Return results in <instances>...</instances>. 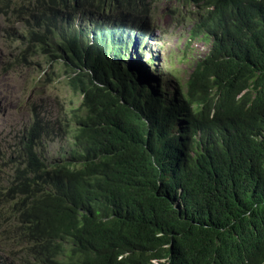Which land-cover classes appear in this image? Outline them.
Instances as JSON below:
<instances>
[{
    "label": "trees",
    "instance_id": "obj_1",
    "mask_svg": "<svg viewBox=\"0 0 264 264\" xmlns=\"http://www.w3.org/2000/svg\"><path fill=\"white\" fill-rule=\"evenodd\" d=\"M131 1L0 0V43L62 62L81 96L0 144V264H264V0L194 14L211 44L187 81L192 122L194 104L213 113L200 136L178 127L179 96L122 63L131 36L76 21L143 19Z\"/></svg>",
    "mask_w": 264,
    "mask_h": 264
},
{
    "label": "rangeland",
    "instance_id": "obj_2",
    "mask_svg": "<svg viewBox=\"0 0 264 264\" xmlns=\"http://www.w3.org/2000/svg\"><path fill=\"white\" fill-rule=\"evenodd\" d=\"M148 8V21L147 17L140 20V24L145 25L142 27L148 38H144L140 30V34L132 35L133 41L129 45L131 54L125 56L126 62L136 60L142 63L141 66L147 71L145 75L147 83L152 81L161 90L179 95L181 98L179 105H182L183 113L187 114L189 77L182 71L192 72L195 63L208 52L210 43L203 36L192 35L196 29V17L190 13L194 6L188 1L158 0L154 5H148ZM101 17L104 16L97 14L94 22L89 21V17L79 19L87 28L90 27L92 30L105 28V31L109 32ZM18 25L16 23L14 27ZM133 25L124 19L116 33L121 35L124 26L131 28ZM5 28L8 30L10 26L2 15L0 42ZM4 41L7 47L0 43V144L12 139L18 131L25 128L33 113L38 112L48 120L55 121L59 113L69 114L81 101V96L76 95L67 83L68 74L62 62L38 54L29 56L26 60H17L15 55L20 49L16 47L24 45L15 42L10 46L9 41L5 39ZM124 41L122 35L123 48ZM180 63L181 68L178 66ZM184 119L186 123L180 122L178 125L192 126L189 117ZM203 121L202 118L199 119L200 124ZM197 128L199 129L198 125ZM198 131L200 133L203 130Z\"/></svg>",
    "mask_w": 264,
    "mask_h": 264
},
{
    "label": "clouds",
    "instance_id": "obj_3",
    "mask_svg": "<svg viewBox=\"0 0 264 264\" xmlns=\"http://www.w3.org/2000/svg\"><path fill=\"white\" fill-rule=\"evenodd\" d=\"M140 2H142L143 4H141V6H140V9H141V13L143 12V19H140V18H137L136 20H128L129 22H132L134 25H133V27H128V26H126L127 28H125L124 29V32H122L123 34H118V33H116L117 35H119L120 37H122V35H123V38H127V34L129 35V36H131L132 37V35L134 34V32H135V36L137 35V34H140V31L141 32H143V35H144V33H146V31H144V29H143V27L145 26V25H143V24H140V22L142 21V20H144L146 17H147V21H148V5H154L158 0H145V1H143V0H139ZM171 1H177V0H171ZM180 2H181V0H179ZM186 1H188L190 4H192L193 6H194V10H190V13L191 14H196L201 8H200V4H201V0H186ZM137 3V0H132L131 1V5L133 6V5H135ZM94 13V12H93ZM97 14H98V12L95 14H93L92 15V13H90V12H87V13H82V14H79V15H77L76 16V21L77 22H82L80 19H79V17H82V18H86V17H89V21L91 20V21H93V20H96L97 19ZM100 14H102L104 17H108L109 18V16H106L104 13H100ZM99 15V14H98ZM104 17H101L102 19L104 18ZM141 20V21H140ZM114 21H116V22H114ZM83 23V22H82ZM121 23L122 22H119V26H121ZM84 24V23H83ZM105 24H108L109 25V27L111 28V29H113V30H115V31H117V28L119 27V26H117V20H115L113 17H110L109 19H108V22L107 23H105ZM138 24V25H137ZM157 24L155 23V26H156ZM143 26V27H142ZM106 27H107V25H106ZM88 28H90V27H88ZM116 28V29H115ZM140 30V31H139ZM147 34V33H146ZM161 34V33H160ZM148 35V34H147ZM148 38V37H147ZM124 40V39H123ZM126 40V39H125ZM146 40V39H145ZM133 41V40H132ZM132 41H131V43H132ZM135 41H137V39L135 40ZM130 43V44H131ZM211 45V44H210ZM129 50V49H128ZM139 53H142V52H140V51H138ZM127 54H131L130 53V50L128 51V53H125V54H123L122 55V63H124V64H127V65H129L130 67L131 66H133V67H136V68H139V69H142V71H143V73L146 75V70H145V68L143 67V66H141V65H143L142 63H140L139 61H136V60H130L129 62H126V59H125V56L127 55ZM204 56V55H203ZM202 56V57H203ZM144 64H145V62H144ZM178 66H180V68L182 67V64L180 63V64H178ZM182 73L183 74H187L188 75V77H189V74L191 73V72H188V71H182ZM149 85H150V87H151V89L152 88H154V89H159V90H161V88L160 87H157L156 85H154L153 83H152V81H150V83H148ZM153 90V89H152ZM162 92H164L167 96H170L172 93H174V92H170V93H167V92H165V91H163V90H161ZM173 96V98H176V97H178L179 95H175V94H173L172 95ZM180 104V96H179V99L176 101V106L177 105H179ZM179 107H181L180 105H179ZM182 109V108H181ZM200 111H202V109H201V106H200V104H194V108H193V117H194V120L196 121L195 123H193L192 122V120H191V122H192V125H194L195 127H196V129H197V134L200 136V135H204V134H207V133H212L213 132V128L208 124V122L210 121V118L211 117H213V113L211 114V113H209V117L210 118H206V115H204L203 114V112L202 113H200ZM182 114H183V116H182V119H183V122H185L186 123V120L184 119V117H188V113L187 114H184L183 113V111H182ZM201 115H203V116H201ZM190 118V117H189ZM200 118H202V120H204L201 124H200V122H199V119ZM180 123V122H179ZM178 123V124H179ZM197 125H198V127H199V129L197 128ZM178 127H180V128H184L183 126H181V125H178ZM186 127V126H185ZM187 129H192V126H190V127H187ZM203 130V131H201L200 133H199V131L198 130ZM205 129V130H204ZM154 263L155 264H160V262L158 261V260H155L154 261Z\"/></svg>",
    "mask_w": 264,
    "mask_h": 264
}]
</instances>
